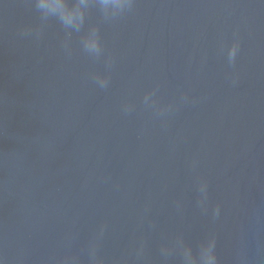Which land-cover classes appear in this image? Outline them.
Instances as JSON below:
<instances>
[{"label": "water", "instance_id": "95a60500", "mask_svg": "<svg viewBox=\"0 0 264 264\" xmlns=\"http://www.w3.org/2000/svg\"><path fill=\"white\" fill-rule=\"evenodd\" d=\"M93 27L99 58L81 44ZM179 237L264 264V0L93 6L71 37L0 0L4 264H91L93 243L103 264H183Z\"/></svg>", "mask_w": 264, "mask_h": 264}, {"label": "clouds", "instance_id": "9594fccd", "mask_svg": "<svg viewBox=\"0 0 264 264\" xmlns=\"http://www.w3.org/2000/svg\"><path fill=\"white\" fill-rule=\"evenodd\" d=\"M35 9L40 15L41 24L48 22L50 19H55L65 29L67 36L71 37L73 33H80L85 26L88 10L96 6L102 13L105 19L119 17L130 10L135 0H32ZM31 29H26L24 34H30ZM39 35V32H37ZM83 51L90 56L99 58L103 53V45L97 28L88 30L81 39ZM239 51V43L235 42L228 50V60L234 63ZM96 83L101 88H106L109 80L107 77H95ZM151 93L145 96L147 103L151 98ZM130 107L126 106L125 111H130ZM163 111V110H162ZM207 182L200 184V191L203 194V199L207 196ZM216 214H219V206H217ZM102 234V232H101ZM215 238L212 237L203 241L197 251L193 250L190 244H187L183 237H179L173 248L179 249L182 252L183 264H218V256L215 251ZM173 249L165 248V255L169 254ZM97 245L93 243L90 246L91 264H103V261L96 255ZM142 251V250H141ZM0 264H4L3 258H0Z\"/></svg>", "mask_w": 264, "mask_h": 264}]
</instances>
